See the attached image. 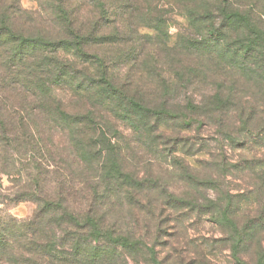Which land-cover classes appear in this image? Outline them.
Wrapping results in <instances>:
<instances>
[{
  "label": "trees",
  "instance_id": "1",
  "mask_svg": "<svg viewBox=\"0 0 264 264\" xmlns=\"http://www.w3.org/2000/svg\"><path fill=\"white\" fill-rule=\"evenodd\" d=\"M34 1L0 0V264H264L263 0H177L173 46L165 0Z\"/></svg>",
  "mask_w": 264,
  "mask_h": 264
},
{
  "label": "rangeland",
  "instance_id": "2",
  "mask_svg": "<svg viewBox=\"0 0 264 264\" xmlns=\"http://www.w3.org/2000/svg\"><path fill=\"white\" fill-rule=\"evenodd\" d=\"M166 7L169 9V23H168V32L170 34V40L169 45L173 46L176 43L177 34L185 31L187 27V21L185 16L183 15V10L181 11L180 6L178 4L177 0H165ZM261 9H259L260 12H258V17L260 18L261 23L264 25V0L262 2ZM20 5L23 9L26 10H34L37 6V3L34 0H20ZM143 32H152L150 29H142ZM161 53V52H160ZM165 56L168 55V51L163 52ZM202 63L207 64V57H202ZM217 64V63H215ZM228 82L234 83L236 86H238L240 89L244 90L243 94L246 96V98H250L251 94L253 93V82L250 80H246L244 77H241L239 74H236L235 72L230 74L227 79ZM204 126L203 130L200 131L193 130L191 131V135L195 136V139L201 140L202 142H211V147L213 151H216L217 143L214 140L217 136L215 135V128L205 129ZM126 133H128L127 129ZM225 147L227 149L228 156L235 160L240 157V154L243 152L241 149H235L232 148V146L228 143V141L225 142ZM169 162V161H168ZM169 165V164H168ZM145 162L139 163V168L141 169L142 173L146 172L147 167ZM154 170V173L162 174L164 180L168 181L171 185V189H175L177 191H180L181 184H178L179 182L172 179L173 173L165 170V168L158 166V163H155L154 166H152V169ZM177 182V183H176ZM12 187H14V180L12 177H9L8 175L3 176V179L0 182V192L3 194H8ZM0 208H3V205H0ZM36 205L34 203L28 202V201H22L19 203H16L15 205H12L9 209V213L14 218H26L32 215L33 211L35 210ZM194 226V227H193ZM191 226V228L187 231L189 236H193L196 239H200L203 235L211 236L215 235L218 236L220 234V230L218 227L213 226L208 221H203L201 223H197L195 221V224ZM215 261L218 264H230L229 262V253L227 250H224L223 253L218 255L215 259ZM133 264V262H132Z\"/></svg>",
  "mask_w": 264,
  "mask_h": 264
}]
</instances>
